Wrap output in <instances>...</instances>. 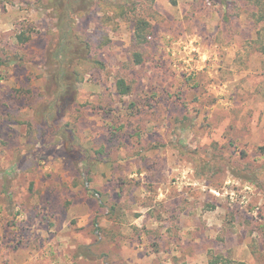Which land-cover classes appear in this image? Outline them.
Returning <instances> with one entry per match:
<instances>
[{"label":"rangeland","instance_id":"rangeland-1","mask_svg":"<svg viewBox=\"0 0 264 264\" xmlns=\"http://www.w3.org/2000/svg\"><path fill=\"white\" fill-rule=\"evenodd\" d=\"M73 4L0 0V264H264V9Z\"/></svg>","mask_w":264,"mask_h":264},{"label":"trees","instance_id":"trees-1","mask_svg":"<svg viewBox=\"0 0 264 264\" xmlns=\"http://www.w3.org/2000/svg\"><path fill=\"white\" fill-rule=\"evenodd\" d=\"M246 1L249 4L256 6L261 11L264 9V5H263L264 0H246ZM49 2H50V0H49ZM172 2H173V4H175L174 1H172ZM73 3H74V0H52L53 12L55 13L58 21L64 22L63 20L66 19L65 17H66L67 12H68V7L73 8L75 6ZM117 10H116L117 14H122V12H123L122 9H117ZM116 16H118V15H116ZM262 18H263V16L261 15L258 20L260 21V20H262ZM109 20H110V18L108 17V15H105L101 19V22L105 24ZM147 28H148V24L145 21H143V20L137 21L135 31H134V38L137 42L141 43L145 40L146 34H144V33L146 32ZM18 39L21 43L26 42L28 40V38L24 37L23 35H19ZM80 44H82V48H79V45L76 44V42H74V41L69 46L70 49H68V46L62 47L63 55L67 56L66 54L68 53V58H70V59H74V58H76V56L80 57V54H81L80 51L84 50V44L81 41H80ZM77 52L80 54L78 55ZM135 56L137 59L139 58L137 55H135ZM77 59H78V57H77ZM137 63H140V59H138ZM70 76H73L76 78V80L80 81L82 79V70L75 69L73 71V73L70 74ZM61 85H62V80L60 81V86ZM116 89H117V93L119 95H127L130 93V87L125 83V81L123 79H119L116 82ZM57 92H58V95H55V98H54L55 102H53V106H55L57 108V110L66 111L67 108L69 106H71V104L73 103V99L68 98L65 100V88L58 89ZM73 92H74V90H73ZM60 94H62L63 98L60 97ZM218 262H222V264H225L224 261H219V259H214L211 263L215 264Z\"/></svg>","mask_w":264,"mask_h":264}]
</instances>
